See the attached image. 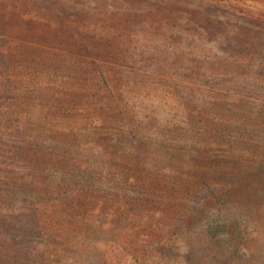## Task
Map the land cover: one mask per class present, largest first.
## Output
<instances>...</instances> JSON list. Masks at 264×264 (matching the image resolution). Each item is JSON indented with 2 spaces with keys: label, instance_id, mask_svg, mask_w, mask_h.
<instances>
[{
  "label": "rangeland",
  "instance_id": "rangeland-1",
  "mask_svg": "<svg viewBox=\"0 0 264 264\" xmlns=\"http://www.w3.org/2000/svg\"><path fill=\"white\" fill-rule=\"evenodd\" d=\"M0 40L57 264H264V0H0Z\"/></svg>",
  "mask_w": 264,
  "mask_h": 264
},
{
  "label": "trees",
  "instance_id": "trees-1",
  "mask_svg": "<svg viewBox=\"0 0 264 264\" xmlns=\"http://www.w3.org/2000/svg\"><path fill=\"white\" fill-rule=\"evenodd\" d=\"M6 49L0 40V136L5 140L9 131H16L15 117L19 114L14 103L17 100L10 99L9 82L3 78L10 65ZM9 149L10 157L0 146V264H57L54 259L63 250L47 218L53 210L47 199L55 187L45 185L47 182L37 175L34 180L24 176L15 162L20 148L15 144Z\"/></svg>",
  "mask_w": 264,
  "mask_h": 264
}]
</instances>
